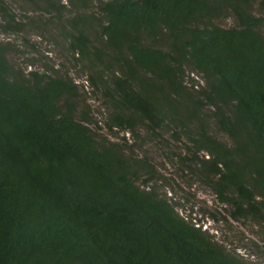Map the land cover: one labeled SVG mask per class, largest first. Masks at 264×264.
Instances as JSON below:
<instances>
[{
	"label": "trees",
	"instance_id": "obj_1",
	"mask_svg": "<svg viewBox=\"0 0 264 264\" xmlns=\"http://www.w3.org/2000/svg\"><path fill=\"white\" fill-rule=\"evenodd\" d=\"M28 1L91 74L26 71L0 39V264H257L161 193L135 150L170 132L228 217L264 224V0ZM27 25L0 0V31Z\"/></svg>",
	"mask_w": 264,
	"mask_h": 264
},
{
	"label": "rangeland",
	"instance_id": "obj_2",
	"mask_svg": "<svg viewBox=\"0 0 264 264\" xmlns=\"http://www.w3.org/2000/svg\"><path fill=\"white\" fill-rule=\"evenodd\" d=\"M8 1L9 6L17 13L19 19H24L28 23L26 30L20 34L10 35L0 31V39L12 41L15 43L17 49H19V51L9 54L10 60L15 65L26 69V71L32 69L47 70L51 73L58 71L60 75L67 74L87 80L91 74V70L85 67V63L75 64L69 51H66L67 44L61 38L56 39L54 35L56 31L53 27L49 28V30L46 27L42 31L34 28L36 25L32 26L29 23L31 18L38 20L42 15L32 10V3L28 0ZM253 11L257 15L262 13L258 5L253 6ZM216 24L223 27L234 26V16L229 14L228 16L218 18L216 19ZM262 31L264 32V26ZM42 32L43 34L40 35L39 33ZM91 35L94 37V32H91ZM194 76L201 81L198 74L195 73ZM88 90L89 88L86 90L88 97L84 94V98H88L89 104L93 105L95 119H97L98 112L100 111L107 112L108 114L109 110L104 105L101 93L98 92L90 95L87 92ZM92 90L93 88H90V92L94 91ZM212 131L220 140L230 143L229 137L218 128L214 127ZM141 134L142 136L145 135L144 130H142ZM102 135L107 136L113 141H118L121 140L123 132L119 138L106 130L102 131ZM163 138L167 143L163 140L161 141V139L147 140L142 148H136L135 150V153L140 156L147 155L152 163L157 166L158 172L167 179L166 181L162 179L153 181L152 183H155L157 189L162 191L161 193H166L167 196H172L176 200H179L184 214H189L193 211V215H197L201 219L202 222L200 224H204V228L208 227L220 243H223L229 249L236 250L238 254L244 255V257L254 263L264 264V224H259L253 219L233 220L228 217V212L221 205L217 204L211 189L196 180L186 165L178 163L176 157L172 158L174 150L176 152L184 151L183 144L173 140L168 131L163 133ZM131 143L132 141H129V144ZM188 182L193 184L190 186ZM209 212H214L219 217V220H212ZM223 215L228 221L221 218ZM254 243H257L259 247L254 246Z\"/></svg>",
	"mask_w": 264,
	"mask_h": 264
}]
</instances>
